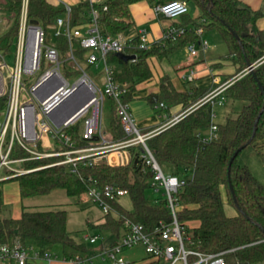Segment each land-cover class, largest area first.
<instances>
[{"label":"trees","instance_id":"obj_1","mask_svg":"<svg viewBox=\"0 0 264 264\" xmlns=\"http://www.w3.org/2000/svg\"><path fill=\"white\" fill-rule=\"evenodd\" d=\"M136 1L139 0H105L90 4L88 0H80L69 5V28L83 29L91 21L90 10L94 9L100 33L116 36L131 26L129 6ZM186 2L195 4L201 11L196 21L190 20L194 27L185 29L174 40L162 39L147 49L139 47V38L135 36L122 52H107L105 60L112 69L114 80L126 87V102L130 100L137 84L153 78L148 59L154 56L165 60L185 44L196 42L201 35L194 31L198 26L202 28V32L210 29L218 32L228 49V56L238 65V72L247 69L248 64H253L252 70L244 71L224 91L226 98L246 103L236 116L227 117L224 123L215 124V135L209 140L203 141L201 138L213 124L212 106L207 102L145 142L165 173L185 180L178 194V215L180 220L187 223L197 222L191 228L192 239L197 248L206 253L227 251L224 253L227 263L264 264V184L246 165L238 162L240 152L249 146L261 156L264 163L263 94L258 86L260 83L264 88V29L255 26V20L261 12L252 10L239 0ZM103 5L106 6L105 9ZM21 10L22 0H0V18L5 23L0 32V54L3 56L14 49ZM65 12L66 5L60 2L27 0V22L31 19L38 21L43 30L44 42L56 47L62 74L68 77L79 72L70 56L77 62H83L84 49L80 45V38L71 36L69 41L63 32L56 35L55 31L53 34L48 31L55 30L52 26ZM184 15L187 12L180 16ZM121 54L132 56L134 60H125ZM207 90L208 88L184 87L182 91H177L166 78H162L157 99L152 105L162 102L166 112L174 103L185 109ZM7 101V95L0 96V111L5 108ZM101 115L102 137L104 132L110 143L127 138L115 115L112 98L103 97ZM82 128V118L64 128V132L77 147L89 145L96 138L84 139L81 135ZM238 148L241 149L233 156L228 169L229 159ZM54 149L58 150L60 147L55 146ZM128 150L130 161L124 165L106 162L79 164L78 173L72 172L68 165L39 168L62 159V156L25 160L24 167L33 170L11 179L17 182L20 198L46 194L57 188L63 189L68 196L79 197L85 195L88 189L84 181L87 178H92L99 188L111 184L125 189L132 209H125L118 199L111 201L113 211L104 213L97 227L110 236L119 238L125 231L124 219H130L151 231L160 220L169 221V208L161 195L155 197L153 202H148L145 191L151 188L153 171L144 162L140 145L130 146ZM28 154L17 143H13L8 157L20 158ZM224 200L235 208L236 214L226 215ZM66 219L64 209L24 208L17 219L0 218V243L12 244L18 241L22 245L31 244L41 252L58 248L64 256L85 253L87 248L84 242L74 240L66 230Z\"/></svg>","mask_w":264,"mask_h":264},{"label":"built area","instance_id":"obj_2","mask_svg":"<svg viewBox=\"0 0 264 264\" xmlns=\"http://www.w3.org/2000/svg\"><path fill=\"white\" fill-rule=\"evenodd\" d=\"M88 2L93 4L99 2V0H88ZM26 5L27 0H22L21 15L24 12L25 16L20 15L18 34L14 43L13 66L9 67L5 62V55L0 54V96L7 95L8 97L7 105L3 109L5 118L0 120V168L9 167V163L12 162L8 155L13 143H17L29 153L26 157H20L18 159L20 161L62 156V159L39 168L52 165H68L74 173H78L79 164L92 165L99 163L96 156L103 154L115 153V164L124 165L130 161L128 147L140 145L144 162L153 171L150 182L151 188L161 190V197L166 202L170 213L169 221L160 220L151 231L146 230L139 222L124 219L125 231L119 238L110 236V241H107L100 234L85 233L83 235L84 241L93 245L98 243L95 249L87 248L85 253H75L70 256L61 254L59 258L64 262L76 264H103L105 261L110 262V264H226L224 253L227 251L206 253L197 248L192 239L191 227L187 226L186 221L180 220L178 215L180 206L178 194L185 180L176 175L165 173L145 141L161 130L175 124L204 103L208 102L211 106L214 104L221 105L226 99L225 89L239 74L208 91L194 104L169 119L163 126L155 130L142 132L135 125L128 108V102L124 100L126 87L114 80L112 69L105 60L107 52H122L123 48L128 45L127 39H124L121 33L116 36L101 34L96 24V11L94 9L90 10L91 21L83 29H70L68 21L70 8L66 5L65 14L56 19V23L52 28L55 29L56 35L63 32L69 41L71 36L80 38V45L84 49L83 63L101 69L103 87L99 88L93 78L84 72L82 63L77 62L72 56H70L71 60L82 74L70 83L68 78L61 72L58 50L52 43L44 42L43 30L39 24L33 29L36 40L32 63H30L32 37L29 33V22L26 20ZM105 8L106 6L103 5V9ZM154 11L164 17L175 18L188 12V4L184 0H165L155 6ZM184 30L183 27H168L164 30L162 38L174 40ZM194 31L201 34L202 28L198 26ZM136 36L139 38L140 48L147 49L151 46L148 43L144 29L140 30ZM198 42L203 50L207 47L205 39L199 38ZM187 48L191 56L196 54L194 42L190 43ZM42 60H45L46 68L30 85V97L21 99L19 95L21 87H23L21 82L22 71L27 75L34 74L42 67ZM131 60L133 61L134 58ZM4 69L9 72V82L7 84L4 83V75L1 72ZM183 79L191 80L192 75L183 77ZM52 89L53 91H51ZM91 91L94 96L80 109L75 119L66 120L59 125H55L51 121L49 116L51 112L54 116H60L67 107L85 99ZM104 96L114 100L115 115L127 138L113 144L106 143L103 140V144L98 147L90 145L77 147L70 136L64 132V128L82 118V137L91 139L96 136L102 139L101 110ZM156 106L165 107L162 102ZM90 110V115L86 117ZM213 115L212 111L211 116ZM215 132L216 125L213 123L208 129V133L201 137L202 140H209L215 135ZM44 139L58 142L61 148L54 150L50 146L42 145ZM39 147L41 150H39ZM31 170L33 169H26L21 172L25 173ZM84 181H86L88 187L85 196L92 204L99 206L103 213L113 211L111 201L127 194L125 189L111 184H105L99 188L92 178H87ZM84 244L86 245L85 242ZM136 246L143 248L145 257L139 260H127L123 256V251ZM56 258L57 255L53 254V251L41 252L31 244L22 245L18 241L12 244L0 243V263L28 264L37 260H45L49 263ZM236 264L241 263L236 262Z\"/></svg>","mask_w":264,"mask_h":264},{"label":"crops","instance_id":"obj_3","mask_svg":"<svg viewBox=\"0 0 264 264\" xmlns=\"http://www.w3.org/2000/svg\"><path fill=\"white\" fill-rule=\"evenodd\" d=\"M49 1L52 3L60 2L69 6L78 3L80 0H49ZM102 1L104 0H99V2ZM163 1L165 0H139L131 3L129 9L131 14L132 24L129 28H127L125 31L121 33V36L124 39H127L126 41L129 42L130 39L135 37L140 30L144 29L147 34L148 43L152 45L154 43L162 41L163 32L168 27L171 26L183 27L184 29H189L194 27L193 22H191L190 20L196 21V19H198V16H200L201 14V11L195 4L191 2H187L188 4L187 15L178 16L175 18H168L162 16L161 14H157L154 11L155 6L162 3ZM239 1L247 5L252 10H259L261 12V15L255 20V26L259 29H264V0H239ZM211 30L213 29L203 31L200 35V38L205 39L207 41L206 38L209 36L210 34L209 32ZM195 43L198 46V51H196V54L193 56L189 54L187 48V46L190 43L185 44L184 46L179 48L184 52V57L176 65L171 64L170 58L179 49L172 52L169 55V57L165 60H159L154 56L148 59L149 66L153 72V78L151 80L137 84L135 90L132 92L130 100H128L129 111L132 115L134 123L140 129V131L147 132V131L155 130L166 124V122L169 119H171L175 115L181 113L182 111L188 108L187 107L185 109H182L180 104L174 103L173 105L177 104L180 106L181 109L176 110L177 108L173 107L172 110H168L166 112V110H164L163 108H159L156 105H152V103L156 101V100L153 101V96H156L157 99V93L159 92V85L160 82L162 81V78H166V81H169L172 87L177 91H182L184 87L187 89H192V87L208 88V90L201 96L203 97L208 91H210L217 85L227 81L228 79L234 77L237 74L241 75L243 73L244 70L238 72L237 69L238 65L231 61L232 58L228 56L227 47H226L227 49L226 59H228V62L232 63L234 68L236 69L234 73L230 71H228L227 73L223 72L224 63L222 59H220V57L211 58L210 52L207 53V49H208L207 47L203 50L200 47L198 40L194 42V45ZM196 45L194 46V48H196ZM207 46H208V42H207ZM188 75H192V79L184 80L183 77H186ZM223 75L227 77L225 79H222ZM174 77L179 78L181 80L182 83L181 88L177 89L175 87L173 83ZM107 136L103 132L102 139L96 137L95 140L89 143V145L98 147L99 145L103 144V140L106 143H110L109 138ZM42 145L47 147L50 146V148L52 149H54L55 146L60 147L58 142L56 141L54 142L49 139H44L42 141ZM18 159L19 158H13L11 159L12 162L9 163V167L0 168V179L3 178L0 180V183L8 180H13L11 179L12 177L22 174L21 171L26 170V168L23 165L24 161H20ZM96 159L98 160L99 163L106 162L112 165L115 164V153L97 155ZM14 163H20L22 164V167L21 168L11 167V165ZM0 204H1V189H0ZM24 208L25 206L21 205L20 210L15 211L11 216L1 217V218L17 219L20 217L22 209ZM105 239L107 241H110L111 237L110 236L108 238L105 237ZM78 242H85L86 243L85 246L88 249H92V248L95 249L96 245H98V243L94 245L88 244L86 241H84V239L83 241H78ZM60 256L61 253L59 251L57 258L53 259L49 263L46 262L45 260H37L31 263L32 264H76L73 262L62 261L59 258ZM0 264H7V263H0ZM103 264H110V262L105 261Z\"/></svg>","mask_w":264,"mask_h":264},{"label":"rangeland","instance_id":"obj_4","mask_svg":"<svg viewBox=\"0 0 264 264\" xmlns=\"http://www.w3.org/2000/svg\"><path fill=\"white\" fill-rule=\"evenodd\" d=\"M22 15H24V12L22 13ZM4 24H5L4 21L1 20L0 18V32ZM27 27H28V23L26 24V30H25L26 33H27ZM48 31L50 32V34H53L55 30H48ZM26 33H25V36H26ZM209 33H210L209 36L206 38L208 42L207 53L210 52L211 58L220 57V59H222L224 63L223 72L227 73L228 71H230L234 73L236 69L234 68L233 64L229 63L228 59H226L227 49L222 39L220 38V35L214 29L211 30ZM52 40H53V36L51 35V41ZM195 50L198 51L197 45H196ZM14 55H15L14 49H12L11 52L5 54V57H4L5 62L7 63L9 67L13 66L14 64V57H15ZM183 57H184V52L181 49L177 50L176 53L170 58L171 64L176 65L181 59H183ZM44 63H45V60H42V67H40V69H38L32 75H27L25 72L22 71L21 82L23 83V87H21L20 95H19L21 99L30 97L29 87L32 83L35 82L37 77L46 68L47 65L46 63L45 64ZM81 63H82L81 64L82 67L84 68V72L93 78V80L95 81V83L98 85L99 88H102L103 84L101 81V74H102L101 69L95 68L92 65L88 66L87 64H84L83 62ZM1 72L4 75V78H3L4 83L7 84L9 82L8 70L4 69V70H1ZM61 72H62V69H61ZM81 74L82 72L79 71L75 75L74 74L69 75L67 78L69 82L72 83L77 78H79ZM226 77L223 75L222 79H225ZM173 83L177 89L182 87V83L179 78L174 77ZM245 103L246 102L242 100H232L230 98H227L221 106L214 104L212 106V111L214 114L212 116V122L214 124L224 123L227 117L236 116L238 111L243 107ZM173 107L177 108L176 110L181 109L179 105L175 104V105H171L168 108V110H172ZM90 113H91V110L88 111V113L86 114V117H88ZM104 114H105V111L103 112V115ZM4 118H5V111L2 110L0 111V120H3ZM205 133L207 134L208 130L205 131ZM262 152L264 153V148ZM238 162L242 165H246L251 170V173L260 182L264 184V163H263L261 156L255 150H253L249 146L244 148L238 156ZM11 167L21 168L22 164L14 163L11 165ZM0 189H1L0 218L11 216L15 211L20 210L21 205H24L25 209H29V210L64 209L66 210V213H67L66 230L68 231V233L74 240L83 241V235L85 233L100 234L101 236H104L107 238L110 236L106 231L100 230L97 227V224L99 223L100 218L104 214L103 211L96 204H92L85 195H81L79 197H72V196H68L63 189L57 188V189L51 190L50 192L46 194L21 198L20 200L19 194L17 191L18 189H17L16 180H8V181L0 183ZM161 193H162L161 190L149 188V189H146L145 196L148 202H153L154 198L159 197ZM118 202L125 209L127 210L132 209V203L127 194L119 197ZM224 211L226 215L236 214L235 208L232 205L228 204L225 200H224ZM196 225H197V222L187 223V226L191 228L195 227ZM58 250H59L58 248L53 249V254L58 255L59 254ZM123 256L127 260L132 261V260L142 259L143 257H145V253L141 246H136L131 249H125L123 251ZM226 264H236V262L234 263L226 262Z\"/></svg>","mask_w":264,"mask_h":264},{"label":"water","instance_id":"obj_5","mask_svg":"<svg viewBox=\"0 0 264 264\" xmlns=\"http://www.w3.org/2000/svg\"><path fill=\"white\" fill-rule=\"evenodd\" d=\"M29 22V28H33L38 24V21L37 20H34V19H31L28 21ZM236 38H238L237 35H235ZM121 56L125 59V60H128V59H131L133 58L132 56H129V55H124V54H121ZM253 68V64H248L247 66V70H252ZM240 75V74H239ZM239 75H237L236 77H238ZM258 86H259V89L260 91L262 92L263 94V107H264V88L262 87V85L260 83H258ZM53 91V89L51 90ZM50 91V92H51ZM94 96V93L91 91L89 95H87L85 97V99L81 100V101H78L76 103H73L71 104L69 107H67L65 109V111L60 115V116H54L53 112L50 113V119L51 121L55 124V125H59L61 124L62 122L66 121V120H73L75 119L79 112H80V109L89 101L90 98H92ZM156 100V96H153V101ZM263 108L261 109V111L258 113V115L256 116L255 118V122L257 121L260 113L262 112ZM241 148H238L232 155V157L229 159V162H228V169H229V165H230V162L233 158V156L236 155V153L240 150ZM227 169V170H228Z\"/></svg>","mask_w":264,"mask_h":264},{"label":"bare ground","instance_id":"obj_6","mask_svg":"<svg viewBox=\"0 0 264 264\" xmlns=\"http://www.w3.org/2000/svg\"><path fill=\"white\" fill-rule=\"evenodd\" d=\"M29 33H30V35H31V37H32V50H31V55H30V63H32V59H33V54H34V44H35V40H36V34H35V32H34V30H33V28H29Z\"/></svg>","mask_w":264,"mask_h":264}]
</instances>
